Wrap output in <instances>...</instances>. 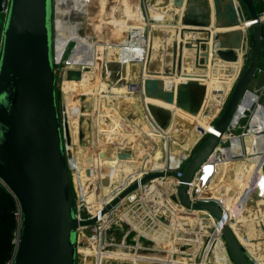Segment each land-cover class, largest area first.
Instances as JSON below:
<instances>
[{
	"label": "water",
	"instance_id": "obj_1",
	"mask_svg": "<svg viewBox=\"0 0 264 264\" xmlns=\"http://www.w3.org/2000/svg\"><path fill=\"white\" fill-rule=\"evenodd\" d=\"M252 19H260L254 0H242ZM201 25V24H200ZM252 55L237 81L216 128L225 131L261 61L262 21L252 26ZM223 45V42H222ZM220 58L237 61L234 48L218 49ZM82 70L69 69L79 80ZM65 133H70L65 125ZM220 137L209 134L186 161L179 176L178 194L188 207L212 212L223 220V209L210 201L192 202L187 193L195 172L217 146ZM146 174L141 183L163 175ZM168 174L177 175L174 171ZM0 178L18 198L23 214L22 235L14 264H76L79 221L65 152V138L57 102L54 55V0H11L0 55ZM138 187L134 182L109 206ZM222 233L235 264H256L233 227Z\"/></svg>",
	"mask_w": 264,
	"mask_h": 264
},
{
	"label": "built area",
	"instance_id": "obj_2",
	"mask_svg": "<svg viewBox=\"0 0 264 264\" xmlns=\"http://www.w3.org/2000/svg\"><path fill=\"white\" fill-rule=\"evenodd\" d=\"M0 1L2 11L7 16L11 0ZM144 18L146 20L144 27L138 25H130L129 27H127L126 33L128 35L125 37L126 39H123L124 41L120 40L118 42L120 48H128L131 51L129 56H123L122 59H118V63L120 66L122 65L126 68L128 64L131 65L134 63V61H139L140 63H142V73L140 79H129V83L126 86L127 92L129 94L142 93L145 82L148 78H151L147 74L152 45L151 34L153 31V25L156 24V22L162 21V19L159 20L157 18H151L147 16H144ZM259 20L263 22V17L261 15L260 19H252L250 17L245 20V27L241 34V43L238 46L243 55V63L240 67L238 75L236 76L237 78L240 76V72L243 70V67L246 65V63L250 61L252 55V45L250 40L251 30L252 26ZM72 39L76 42L79 37L78 35H75V37H71V40ZM215 45V48H213V54L216 56V58L220 57L218 55V49L230 48L222 46L221 39H217ZM234 50L236 51V49ZM71 58L72 56L67 59V63L69 65H66L64 63V59H66V56H61L60 59L55 58V73L57 74V80L59 78V73L63 77L62 100L64 102L66 100L65 97L67 96V92L65 90L66 88H64V86L67 81L71 80L68 78L69 67L73 68V66L80 64L85 65V61H79ZM184 76L185 77L182 78L181 82L192 80L191 78H188L187 75ZM202 79L203 80L201 81H207L208 76H202ZM211 88H213L212 93L214 94L222 93L220 88L216 86H212ZM230 92L231 91L229 90L227 95L225 97H222V99L218 98L219 101H223V103H225ZM66 108L59 112L62 128L64 131L65 152L68 168L70 171V181L75 198L76 217L79 221L94 219V222L91 224L79 225L77 260L78 256L81 254L86 259V261L89 258H93L95 264H107L108 262H110V260H114L115 262H117V264H121L125 261L129 262V264H139L141 261L146 262L153 260L148 253L144 252L145 250H156L165 253L166 256L162 261L170 264L176 262L179 259L178 256L180 254H189V256H192V254H194V249L192 251H188L187 247L195 246V252H197V254L201 258V261L197 262L198 264H219L218 261L221 260L233 262L226 242L223 238L222 229L224 223H228L232 226V221H237V217L236 215H234L235 213L233 207L238 205L244 197H247V194L251 187L250 181L252 176L246 177V173L248 171H251L252 175H256L264 164V160H261V158L256 159V156H254L252 157L253 160L249 161V170L247 172L241 173V171H238V169L236 168V166H238L236 162H238L239 160H246V156L248 153L245 145L246 137L250 135L256 138L264 136L263 46L261 61L257 67L256 73L252 78L249 86L245 90L227 129L224 132L217 129L215 126L217 121H212L210 123V129L205 130L201 135L200 138H202L206 134H215L220 137V141L195 172L194 177L189 183V187L187 190L189 198L193 203L210 201L218 204L223 209L222 221H218L212 212L205 209H194L193 207H188L180 200L178 194V188L180 185L179 176L183 174L184 165L191 156L190 151L176 168H172L171 166H169L170 164L167 166V168L165 164V167L162 170L147 167L146 169H142L141 171L137 172L135 175H133V177L129 178L125 187L119 193H115L113 197L108 198L105 195L102 197V201H100L101 199L95 201L90 198L91 194L96 190V180H98L99 178V176H97L98 171L94 165L82 166V164L77 160V155L73 153V147L70 146L68 142H66L65 124H69V122L66 121L69 115V110L68 107ZM150 125L151 128L155 127L154 123L151 121ZM233 140H238L241 143L242 146H237L238 150L233 146ZM70 151H72V155H70ZM259 154L261 156H264V152H261ZM159 170L164 171L165 173L174 171L177 174L170 176V178L173 179L170 184V191H166L165 188L163 189L164 184L162 183L161 176L151 178L147 182L141 183L142 178L146 174L150 172H157ZM83 171H86V174H88L87 179L84 178ZM225 175H227L228 180L231 179V181H229L230 183H228L232 184L230 187L229 185H227L226 191L223 190L222 183L223 176ZM134 182H138V187L126 195L125 198H128V201L126 202V211H124L132 218V220L122 217V221L128 223V228H126V230L124 231L122 238H116V236L112 234V231L115 228L114 225L118 222L119 213L122 212L125 208L121 209L122 205H119L122 203V200L116 205L112 206L110 209L107 208L112 203L116 194H120ZM0 183H2L10 191L17 202V208L15 210L17 227L12 240L14 249L12 255L5 263L14 264L18 245L20 243V238L22 235V208L16 195L9 189V187L1 178ZM234 184L236 187L235 190L233 188ZM233 190L236 191L235 200L232 198ZM173 198L183 207V211L180 214L185 217L193 216L195 220L194 223H196L198 227H190L189 225H185L186 227H184V225H182L180 228H174L172 226L173 221L171 218L172 215L174 214L173 216H175L176 213L173 207L174 205L172 204ZM140 202L143 204L146 203V207H142L140 205ZM229 209H231L232 215L229 214ZM132 210L137 212L132 214ZM144 214L149 215L150 217L149 220H144L145 222L143 221ZM136 217L140 218L136 220ZM204 217L212 218V223L215 222V233L208 232L206 235L205 233H196L198 230L202 231V228L211 229L213 224L207 223L210 221H208ZM154 221L155 224L159 223L158 221H163L164 227H159V229H161L159 230V239L165 242L164 247L159 246L157 248H154L150 245L142 243L143 239L152 240L153 237H151V235L140 232L139 226L141 225L139 222L144 223V226H146L144 228L145 231H149L150 233H152V226L154 225ZM156 233L157 232H155L154 235ZM132 234L134 235L133 238H131ZM216 235L221 238V243L216 241ZM172 237L173 239L171 240L170 238ZM244 239L246 240L247 237H244ZM241 243L246 247L247 251L250 252L249 248L244 244V242L241 241ZM111 247H113V249H111ZM111 252H113L114 254H110Z\"/></svg>",
	"mask_w": 264,
	"mask_h": 264
},
{
	"label": "rangeland",
	"instance_id": "obj_3",
	"mask_svg": "<svg viewBox=\"0 0 264 264\" xmlns=\"http://www.w3.org/2000/svg\"><path fill=\"white\" fill-rule=\"evenodd\" d=\"M104 1L106 2V9L107 8H111V10H112L113 7H114V10L116 12L119 11V8H117L116 5H118L121 1H118V2H116V0H104ZM145 1L146 0H141V3H144ZM176 1L177 0H175V3L177 4ZM166 2H169V1L164 0V3H161V4L160 3L159 4L156 3V4L160 5V7L165 6V5H169V3H166ZM229 2L232 3L231 6H229L230 10H232L233 7L236 6V10H237L236 17H238V21L237 22L235 21L234 23H232V21H231L229 24L228 23L215 22L216 25L219 26L217 28H227L229 25H231V26H238V25L242 26L244 24L243 23L244 20L248 19V17H247L248 16V14H247V12H248L247 11V6L245 5V3L242 0H229ZM54 3H55V5H54V44H55V46H54V55H55V58L60 59L61 56H62L61 51H62V48H63V47H61V45H62V43L65 45L71 39V36H72L71 33L73 32L72 29H74V27L76 25L74 23V20H75L74 17L75 18L78 17V20H80L78 22H81L83 17H81L79 14L75 13L74 11H72L73 9L70 6L75 4L74 0H68V2H67V0H54ZM109 4H111V5H109ZM62 5H65V8L62 7ZM67 5H69V7H67ZM133 7H132V9L135 10L136 9V5H133ZM146 8L147 7H145V9ZM145 11L143 10V15L141 13L142 21H140L138 24L137 23L136 24L132 23L133 20L131 21L128 18V16L126 17V15H124V14L115 16V18H113V20L114 19L116 20V17H120V19L122 18V19H124V21L127 22V25L128 24L129 25H138V26L144 27L145 23H146V20H145L144 16H147ZM238 11L241 13V16H239L240 14H239ZM237 13H238V15H237ZM61 14L64 15L66 20L62 21V20L59 19V16H61ZM112 17L110 18V23H113ZM165 19L166 18H164V20L161 21L162 22L161 24L164 25V26L159 25V27L157 28V30L159 32L157 34L158 35L160 34V37H158V38L155 37V38H157V41H160L159 42L160 45L162 44L160 47H162L163 49H161V48L160 49H161L162 53H164V56H163V58H160V59H164V61H162L163 63L161 62V64H159L160 63V60H159L160 50H158L157 48H154V47L152 48V46H151V53H150V56H149L150 67H148L147 70L149 71L148 76L151 77L150 81H151L152 84L151 85L149 84L148 86H147V84L145 85L146 92H147L145 95L148 96L147 97L148 98L147 105H148L149 108L147 107V105H145L146 96H143L144 95L143 93H140V94L139 93L138 94H129L127 92V89H126L127 87L126 86L129 83V79H128V81H122V85H124V89L126 91H121L120 93H116V92H119L118 87H120V86H119V83L116 84L117 83L116 82V78H115V75H114V73L112 71V70L115 69V67L119 66L118 59L115 58V55L110 54L108 57H106V59H105V70L101 71L102 78L104 80H107L106 81L107 84H105V85H107L108 89L106 90V88H104V91H102L99 94H97V95H99V98H100V99L98 98V101L93 96L89 97L87 94L81 95L82 98L80 100L78 111L76 112V115H75V113H73L72 107H71V105L69 103V94L72 93V92H70L65 97V99H66L65 102L62 100L63 99V95H62L63 77L59 73V78L57 80V102H58V108H59L60 112L66 107H68V110H69V115H68L66 121L69 122V124H67V125H69L68 127H69V130H70V133L68 135H66V142H68V144L70 146H71L72 143L76 145L77 153H75L74 151H73V153L75 155L78 154L81 158L83 157V154H84V148H90L93 151V152L91 151L93 153V156H90V163H88V164L87 163H85V164L83 163L84 165H86V166L87 165H90V166H92V165L95 166L96 165L97 166L99 164L98 161L100 160V157L98 156L99 155L98 151H100V150L101 151H106L104 149V147L105 148H107V147L109 148V145L112 147L113 143H117V147H115L116 145H114V148L116 150L115 151L116 156H119L118 158H116V160L119 161L116 165H119V163L122 162V166L124 168H126L125 169L126 171H127V167H129L128 166L129 164L133 165V166H135L137 164L140 165V169H138V171H136L134 174L133 173L129 174V175H131V177H133V175H135L137 172L141 171L142 169H146L147 167L150 166V164H151L150 160L153 158V156L156 153V151L158 152V150H161L162 151V157H164V153H166V151H165L166 145L165 144H168L169 151H172V153H175V151H177V149H179V148H184V146L186 147L188 145V140H187L188 139V137H187L188 132H186V131L185 132H180V131H177L176 128H174V129L171 128V123L173 122L174 116H173V112L171 110H169V113L167 112L165 103L170 102L172 97H173V99L176 97L175 99H176L178 107H180L181 109H185L186 111H188L189 113L193 114L194 116L199 115L198 112L201 111V109L204 108V111H203L204 115H206L207 117L210 116V115L213 116L212 117L213 119H211V121H210V119H208V122L204 118L203 121H206V123H208V124L211 123L212 121L216 122L217 119L222 114V112L224 111L225 106H226L228 100L231 97V94L233 92V89H234L237 81L242 76L243 72L245 71V69L248 66L250 61H248L246 63V65L243 67V70L240 72V76L238 78L236 77L234 79V81L232 82V84L233 83L234 84L231 87L232 90L230 89L231 92L228 95V99H227V101L225 103H223V101H219L218 98H213L212 100L208 99L207 96L212 94V92H213L212 89L213 88H211V90L210 89L207 90V85L203 84L204 82H207V81H197L196 82V81H193V80H188L189 82L188 81L181 82L182 81L181 80L178 83L177 80H175L176 79V74L173 72L174 70L172 69V67H174V65L172 64V63H174V55H172V53H169V52H176V53L178 51H179V53L181 52V55L179 53H177L178 57L181 56V58H180L181 59L180 66H179V63H178L177 67L179 66V68H181V69H184L186 67L184 65V62L182 61V57H183L182 55L184 53H189V52L192 53L191 56H188V58L190 60L193 59L192 61H194V62H196L198 64V68L199 69L196 72V74H202L203 76H206L208 74V68H209V72L211 71V73H212L211 76H213V78L217 79V81L219 79H221L219 81V83H218L219 86H220V89H226L227 84H228V87H229L228 75H225V73H223L224 71L221 72L220 74H218V68L221 67V66H224L225 62H227V61L222 59V58H220V57L216 58V56L213 54V48H215V47L211 43L210 44L204 43L206 45L203 44V46H202L201 43L203 41L195 38L193 35H190L185 40H182L181 43H180L182 45V46L180 45L181 46V51H180L179 48L176 51L177 48H175V41L177 40V38H176V34L174 33V30L175 29L177 30V27H176L177 25H174V22H177V21L173 20L171 22V25L173 27L172 26L170 27V26L166 25V20ZM156 23H159V22H156ZM82 24H83V21H82ZM186 26L192 27V26H197V25L187 24ZM102 27L103 26H101V28ZM198 30L202 31L203 29L198 28ZM238 30H239L240 35H241V32H243V28H238V29L235 30V32L234 31L232 32V33H234V36L236 35ZM84 31H85V28L82 29L81 33H83ZM188 31H192V30L188 29L187 32ZM163 32H165V33H163ZM212 33L214 35V32H212ZM251 33H252V30H251ZM77 35L79 37V40H77L76 42H78V43H80L81 41L84 42V40H85L84 35L83 34H77ZM240 35H238V36L241 38ZM116 36L118 37V39H117ZM119 36H120L119 34H116L114 37H110V39H109L110 42H108L107 44H112L114 40L119 42L120 40L124 41L123 39H126L125 37L121 38ZM155 36H157V35H155ZM220 36H222V34ZM237 39L238 38H235L234 41H229V42L230 43H234V42L237 43V41H238ZM192 40L194 42H192ZM214 40L217 41L216 35H215V38L212 39V41H214ZM225 40L224 39L222 40V42H223L222 46L226 47V46L229 45L228 44L229 42H227V40L226 41ZM154 41H156V40H154ZM176 43H177V41H176ZM2 44H3V37L0 39V55H1V50H2ZM99 46H102V45H97L96 46V50L99 49ZM204 46H205V48H204ZM194 49H196V51H194ZM92 53H90L88 55L85 54L84 58H86L87 63L88 62L90 63V59L93 58L94 55ZM94 53H95V51H94ZM166 53H168V55H166ZM177 55H176V58H177ZM70 56H71L70 54H67L66 59H64L65 60L64 63L66 65L68 64L67 63V59H69ZM88 58H90V59H88ZM166 60H167V66H166ZM238 62L239 61H237V62L230 61L229 63H238ZM87 63L85 65H83V64L82 65L81 64L80 65H75V66H73V68L69 67V69H76V70H82L83 71V68L86 67V66L87 67H96V65L95 66L94 65H89ZM167 67H169V69H167ZM189 67L190 66L188 65V67H186V68H189ZM174 68H176V67H174ZM170 69L172 71H170ZM132 70H133V66H132ZM228 70L230 71V69H228ZM91 71H92V75L96 76V70L95 69H91ZM129 72L131 73V71H129ZM232 72H234V71H232ZM183 73L185 75H187L189 73V69L185 70ZM167 75H169L171 77V79L173 80V82H174L172 84V86H169V87L166 86L165 81L163 79V77H166ZM131 76H132L131 77L132 80H138L139 77H140L139 73L136 72V74H135L134 71H132ZM148 81H149V78L147 79L146 83ZM101 83H103V82H101ZM64 88H65V86H64ZM65 90L67 92V89H65ZM150 91H153V92H151V95H152V98H154V101H164V106L163 107L160 106L157 103L154 104V103L150 102L151 101V97H149L150 96V93H149ZM207 91H208V95L205 97V95L207 94ZM116 94H119L120 96H123V98H125V96L128 95V97L130 96L129 98H131V99H129V101L132 100V102L135 99V101H136V102H134L135 106L132 107L131 109H130V107H128L127 110L125 109V110H119L118 111V109L116 108L117 101H109L111 103V107H107L109 109L107 111L106 110L107 108H105L106 107V103H105L106 96H108V97L110 95L116 96ZM166 95L169 96L168 98H170V99H168ZM164 96H166V97H164ZM127 98H125V99H127ZM165 101H167V102H165ZM137 103H138L139 107L136 106ZM95 104L98 106L97 107L98 109L95 108ZM87 114H89V115H87ZM147 114H149L150 118L148 117ZM77 115H78V123L76 124L75 131L73 132L72 128H71V124H72L73 120L76 118ZM204 115L202 113L201 117H204ZM151 116H153V117H151ZM214 116H215V118H214ZM201 117H199V118H201ZM110 119L112 120V122H114V125L112 124ZM102 120H104V122H105L103 126L101 124ZM150 120H151V122L154 123V126H155L154 128H151V125L149 124ZM165 120H166V122H165ZM125 122H127L128 125ZM121 123L125 124L127 126L122 125ZM109 124L110 125L112 124V126H110ZM192 125H194L193 121H191V120L188 121V127H193ZM112 127H113V129H111ZM110 129L112 131H114V132L110 131ZM128 130H129V132L131 134L128 132ZM200 130H201V133L199 134V138H198L197 142L191 148L190 154H192L199 147H201L203 145V143L205 142L206 138L208 137V135L206 134L202 138H200L201 135L203 134L202 127H200ZM125 132H126V134H125ZM179 135H181V136H179ZM106 142H109L108 146L107 145H103ZM141 144H145V145H141ZM133 146L137 147L138 149H141L142 146H143V151L144 152H142V151L138 152V149L134 150ZM144 148H145V150H144ZM95 152H97L98 155ZM102 153L104 154V152H102ZM141 153L143 154V156L141 155ZM125 154H128V156H131V157L123 158V156H126ZM70 155H72V151H70ZM141 156H142V158H141ZM80 157H78V158H80ZM138 157L140 158L141 163H137L138 162L137 161ZM165 158H166V154H165ZM122 159H127V160H122ZM101 160H102L103 164L100 167L98 166L99 167L98 168L99 169V172H98L99 173L98 174L99 178H98V180H96V190L94 191V196L93 195L90 196V198H92L95 201L101 199L105 195L108 198L113 197V195H115L113 192L111 193V191H110V189L112 187L108 188L109 189L108 193L110 191V193L108 195L107 193H104L102 191V189H100V187L98 185V184L102 185L103 183H109L110 182V177H109L110 175H109L108 172H107L108 175H105V173L103 175L101 174L102 168L103 167L106 168V166L109 167V163L106 164L104 162L103 158ZM155 166H157V165L155 164ZM106 169L108 170V168H106ZM133 171H134V169H133ZM83 174H84V172H83ZM259 174H260V176L264 177V168L260 169V173ZM118 175H120V174H118ZM83 176H84L85 179H87L85 174ZM160 176L162 177L161 178L162 179V183L164 184L163 189L165 188L166 191H170L169 190V188L171 187L170 184L173 181V179L170 178V176H173V174H168L166 172V173H164L163 175H160ZM121 182H117V183L120 184ZM94 189H95V187H94ZM165 190H163V191H165ZM120 194H116V196L113 199V201ZM107 197H105V198H107ZM241 202H242V200L239 202L238 205L233 207V210H234V213H235L234 215H236L237 220L240 217L239 214L241 212V207H242V203ZM145 204L146 203L143 204V203L140 202V205L142 207H146ZM172 204L174 205L173 207H174V209L176 211L175 216H173L174 215L173 214L172 218H171L172 221H173L172 222V226L174 228L175 227L180 228L182 225H184V227H186L185 225H189L190 227H198L196 225V223H194L195 220H194L193 216L192 217L191 216L190 217H185V216H182V214H180L183 211V207L174 198L172 200ZM126 206H127V203H123L122 206H121V209L125 208ZM147 207H148V205H147ZM16 208H17V202H16ZM124 211H126V208L123 209L122 212H124ZM122 212L119 213L118 222L114 225L115 228L112 231V234L115 235L116 238H118V237L122 238V236L124 234V231L126 230V228H128V223H126L125 221H122V217L129 218V219L132 220V218L128 214H126V212H124V213H122ZM136 212L137 211L132 210V214H134ZM263 215H264L263 212H259V213H257L256 217H257L258 221L260 222V224L262 225V228L264 230V216ZM139 218L140 217H136V220L139 219ZM149 219H150L149 215L144 214L143 221L144 220H149ZM209 221L210 222H207V223L213 224L211 229L202 228V231L198 230L196 233H198V234L205 233V235L208 232L215 233L216 232V229L214 228L215 227V222L212 223V221H213L212 219H209ZM158 222L161 223L160 221H158ZM232 222H234V221H232ZM139 223L141 225V226H139L141 233L152 235V233H150L149 231H145L144 230V228L146 226H144L143 222H142L143 225H142L141 222H139ZM263 235L264 234H262L261 236H257V235L253 236V238H254L253 243H254V241L255 242L264 241ZM133 236L134 235L132 234L131 238H133ZM223 238H224V236H223ZM170 239L172 240L173 237L170 238ZM215 239H217L216 241H218L217 237ZM218 242H220V240ZM111 249H113V247H111ZM111 254H114V253L111 252ZM195 254L198 255L197 252H195ZM86 263L95 264V261H94L93 258H89L86 261V259L80 254L78 256L77 264H86ZM107 264H117V262H115L114 260H110V262H108Z\"/></svg>",
	"mask_w": 264,
	"mask_h": 264
},
{
	"label": "crops",
	"instance_id": "obj_4",
	"mask_svg": "<svg viewBox=\"0 0 264 264\" xmlns=\"http://www.w3.org/2000/svg\"><path fill=\"white\" fill-rule=\"evenodd\" d=\"M77 1L78 0H74L75 4L70 6V7L73 9L72 11H74L75 13H77L81 17H83V19H82L83 24H82V21L78 22V21H80V20H78V17H76V18L74 17V19H75L74 23L76 25H75L74 29H72L73 32L71 33V35L73 37H75V35H77V34H83L84 38H85L84 42L83 41H81L80 43L76 42V44L78 46H82L83 44H89L90 47H93V48H95L97 45H102V46H99V47H107V46L119 47L118 41L114 40L113 43L110 44V45H107V43L110 42L109 41L110 37H114L116 34H119L120 35L119 37H121V38L122 37H126L128 35L126 33L127 32V27H129L130 25L129 24L127 25V22L124 21V19H122V18L120 19V17H116V20L115 19L113 20V18H115V16H117V15L124 14V15H126V17L128 16V18L131 21L133 20L132 23H135V24L137 23L138 24L140 22L139 16H140L141 9H143L144 11L146 10L145 13L147 14V17H150V15H151V10L147 6L146 1L144 3H141V0H117V2L121 1L118 4V7H117V8H119V11H118L119 13L114 10L113 13L111 15H109L105 19L104 18H98V19L97 18L96 19L93 18V19L87 20V18L80 13L79 5H78ZM150 1H149V3H150ZM166 1H169V2H166V3H169V5L162 6V7H160V9H161V12L166 11V14H168V16H166V19H165L166 20V24L171 25V22L173 20L177 21V22H174V25H177L176 26L177 30L176 29L174 30L175 34H176V32L178 33L177 38L179 36H180V39H182V40H185L186 37L188 38L187 33H186L188 29L192 30L193 33L191 35L194 34L193 36L196 38V35H197L196 32L198 31V27H200L201 29L206 30L207 33H209L210 31H213L214 34L216 33V31H225V30H227L225 32V34L228 35V36H225V38H222V39H224V40L226 39L229 42L230 40L234 41L235 38H238L237 39L238 41H237V43H235V42L234 43H230L229 42L228 43L229 45L226 46V47L236 48L237 46L240 45L241 38L239 36H237V35L234 36V33H232L233 31L230 32L228 30L238 29V28H241V27L245 26V22H246L245 20H244V22H243L244 24L242 26H240V25H238V26L229 25L227 28H217L219 26H217L216 23H215V22H220V23H228L229 24L231 21H232V23H234L235 21L237 22L238 21V17H236V12H237L236 6H234L232 10H230V7H228V9L226 11H220L217 3L211 2V5L209 6L208 10L206 9V14L203 15L204 13L198 11V9L196 8V6H197L196 5V1H198V0H177L176 1L177 4L175 3V0H166ZM214 1H218L219 5H220V8L225 10L222 6H223V2H225L226 0H214ZM254 1H255V4L257 6V9H258L260 15L263 17L262 24H263V31H264V0H254ZM67 2H68V0H67ZM228 2H229V0H228ZM161 3H164V1H162ZM198 4H200V3H198ZM231 4L232 3H230L229 6H231ZM133 5H136V9L137 10L136 9L135 10L132 9ZM62 7L65 8V5H62ZM67 7H69V5H67ZM145 7H147V8L145 9ZM247 11H248V9H247ZM247 14H248L247 17L250 18L249 12H247ZM237 15H238V13H237ZM239 16H241V14ZM111 17H112L113 23H110V18ZM59 19L62 20V21L66 20V18L64 17L63 14H61V16H59ZM5 22H6V14L3 13V11H2L1 1H0V39L3 37V31H4ZM187 24L197 25V26L188 27V26H186ZM107 25L112 26L113 29L108 31L107 34H106L105 26H107ZM101 26H103V27L101 28ZM204 26H206V27H204ZM83 28H85V31L83 33H81ZM163 33H165V32H163ZM231 33H232V35H231ZM221 37L222 36H220V34H219V35L216 36V39H221ZM94 38H95V40H94ZM117 39H118V37H117ZM70 41H71V39L65 45L62 43V45H61V47H63L62 51H61L62 56L65 57V56H67V54H70L72 56L71 59H75V60H79V61H85V64H86V58H84V56H85V54L86 55L90 54V52H86V51L83 52V51L79 50L76 53H69L68 52V46H69ZM155 45L156 46L160 45V43L157 42V43H155ZM54 46H55V44H54ZM263 47H264V40H263ZM204 48H205V46H204ZM194 50L196 51V49H194ZM127 55L129 56L130 54L129 53H127V54L123 53V55H121V57L123 58V56H127ZM159 56H160L159 57V60H160L159 64H161V62L164 61V59H160V58H163V56H164V53H162L161 50H160V55ZM104 57H105V53H102L99 58H100V60H103ZM166 63H167V60H166ZM226 63H228V62H225V64ZM225 64H224V66L218 68V74H220L221 72L224 71L223 73H225V75H228L229 87H228V84H227L226 89H220L222 91V93H218L217 95L212 93L211 95L207 96L208 94H206L205 97L207 96L208 99H211V100L213 98L222 99V97H224L227 94V92L229 91V89H230V87L232 85V82H233V80H234V78H235V76L237 74V71H234V72L226 71ZM136 65H137V67H136V69H137L138 65H140L139 63L138 64L133 63V64L130 65L131 67L133 66V70L132 69L131 70L134 71V73H135V66ZM148 67H150L149 62H148ZM176 67H177V62H176ZM94 69L97 70V75L99 77V79H97V80H99V81H97V83H95V86L92 89L88 90V91H90V97L93 96L98 101L99 95H97V94H99L100 92L104 91V88H106V90H107L108 87H107V85H105V84H107L106 83L107 80H104L102 78V76H101V71L105 70V68L101 67L100 63H98L97 64V69L96 68H94ZM132 71H131V74H132ZM137 72H138V70H137ZM141 73H142V66H141V68L139 70V76H141ZM131 74H130V78L129 79H131V77H132ZM178 77H177V79H178ZM190 77H192V74H190ZM211 78L213 79L212 83L214 82L213 86H216V87L220 88V86L218 84L219 82H217L216 79L213 78V76H211ZM150 79L151 78H149V81L146 83L147 86L149 84L150 85L152 84ZM163 79L165 81V84H167V77H163ZM199 79H200V81L203 80L202 77L201 78H197L196 80H199ZM101 82H103V83H101ZM208 83H209V78H208L207 82H204L203 84H208ZM144 88H146L145 84H144ZM151 92H153V91L149 92L150 93L149 97H151V101L150 102L151 103H155V104L157 103V104H159L160 106L163 107L164 106V101H154V98H152ZM143 93H145V90L143 91ZM145 94L143 96H146ZM129 99L130 98L128 97L124 101V104L127 107H131L132 106L129 103ZM80 100L81 99L73 100L71 98V104L70 105H71L72 111H73V113H75V115H76V112L78 111ZM147 103L148 102H147V100L145 98V105H147ZM136 106L139 107L138 103L136 104ZM147 107H148V105H147ZM203 111H204V108L201 109V111L198 112L199 113L198 116L186 115L184 117H181V118L177 119V121L175 123L176 130L177 129H183L184 132L185 131L186 132H190L191 131L193 133V135H192V137L191 136H187L188 137V139H187L188 140V145L186 147L184 146V148H179V149H177V151H175L174 155L176 156V158L172 161V166L177 165V163L180 160L182 161V159L184 157V154L187 151L191 150L193 145L197 142L198 136L196 137V135L201 133L200 127H202V126L199 123L194 124L195 126L192 125L193 127H188V121H190L193 118H196L197 121L202 123L205 127H206V125H210V123L208 124V123H206V121H203L204 118H205V120H207V122H208V117H209V116L207 117L206 115H204ZM202 113H203L204 117H201ZM147 115L149 117V114H147ZM151 117H153V116H151ZM199 117H201V118H199ZM76 118L73 120V122L71 124V128H72L73 132L75 131L76 124L78 123V115L76 116ZM111 122H112V120H111ZM104 123H105L104 120H102V122H101L102 126L104 125ZM112 124L114 125V122H112ZM112 124L111 125L109 124V125L112 126ZM149 124H150V122H149ZM111 129H113V127ZM111 129H110V131H112ZM204 131L205 130H203V132ZM112 132H114V131H112ZM108 143L109 142H106L103 145H107L108 146ZM232 143H233V146L238 150L237 146L240 147L241 143L238 140H233ZM112 145H113L112 147L109 145V148L107 147L108 149L104 147V149L106 151H101V150L98 151L99 155H98L97 152H95L100 157V160L98 161L99 164L97 165V168H99L103 164L102 160H101L102 158H103V160H104V162L106 164L109 163V167L106 166V168H108V170L103 167L102 171H101V174L103 172L105 173V175H108V173H109V175L114 173V166L117 163L116 153H115L116 150L114 148V145H116L115 147H117V143H113ZM245 145H246V148H247V151H248L247 156H246V160H244V161L239 160L238 162H236V164L238 166L235 165L236 168L238 169V171H241V173L247 172L249 170L248 169L249 161L253 160L252 157L256 156V159H260L261 158V160H264V156H261L259 154L261 152H264V136H260V137H257V138L253 137L251 135L247 136L246 140H245ZM133 149L137 150L138 148L133 146ZM139 150L140 149H138V152H139ZM91 151H92V149H90V148H84L83 157L81 158L79 156L80 157L79 159H81V160L83 159L82 160L83 161L82 164L83 163L84 164L85 163H87V164L90 163V156H93V153H92L93 151L92 152ZM102 152H104V154ZM156 153H157V151H156ZM251 155H253V156H251ZM131 167H132V169H136L137 166L131 165ZM262 168H264V164H263ZM98 172H99V169H98ZM259 173H260V171L256 175H252L251 171L250 172L248 171L246 173V177L252 176L251 177V181H250L251 187L249 189L247 197L243 198L242 202H241L242 203V207H241V212L239 214L240 215L239 230L237 231L236 235L240 239L244 235L249 237L250 241L247 244V246H249V251L251 253L252 259L257 264H264V245H263L264 241H262V242H259V241L255 242L254 241V243H253V240H254L253 236H255V235L261 236L262 234H264V230L262 228V225L260 224V222L258 221V219L256 217L257 213H259V212H263V214H264V177L260 176ZM227 180H228L227 175L223 176L222 183H223V190H225V191H226L227 185H229V187L232 185V184H229L230 183L229 181H231V179L228 180V181ZM98 185H99V187L101 186L100 184H98ZM111 187H112V185H109V186L106 187L107 193H108V190H109L108 188H111ZM233 188H234V190L236 189L235 184L233 185ZM101 189H102V186H101ZM234 190H233L232 198L235 200L236 191H234ZM100 201H102V200H100ZM127 201H128V199L125 198L122 201V203L119 204V205H122L123 203H126ZM228 211H229V214L232 215L231 209H229ZM162 218H163V216H162ZM204 218H206V217H204ZM206 219L209 221V218H206ZM159 227H162V228L164 227L163 221L161 222V224L160 223L155 224V221H154V225L152 226V235H151V237H153L152 238L153 241L152 240H144L143 239L142 243L150 245V246H152L154 248H157L159 246H163L164 247L165 246V242L163 240L159 239V230H161V229H159ZM155 232H157V233L154 235ZM263 237H264V235H263ZM195 248H196L195 246L194 247H192V246L191 247H187L188 251H192L194 249V254H192V256H189V254H187V255L180 254L178 256L179 259L176 262L170 263V264H198L197 262L201 261V258H200L199 255L195 254ZM144 252L148 253L152 257L153 260L146 261V262L141 261L139 264H169V263H165V262L162 261L165 258V256H166V254L163 253V252L156 251V250H145ZM231 258H232V256H231ZM218 262H219V264H235L234 261L233 262L232 261H228L227 262L226 260H221V261H218ZM121 264H129V262L125 261V262H122Z\"/></svg>",
	"mask_w": 264,
	"mask_h": 264
},
{
	"label": "bare ground",
	"instance_id": "obj_5",
	"mask_svg": "<svg viewBox=\"0 0 264 264\" xmlns=\"http://www.w3.org/2000/svg\"><path fill=\"white\" fill-rule=\"evenodd\" d=\"M149 1L150 0H146V4H147V6L149 7V9L151 10V15H150V17H152V18H157V19H164V18H166V16H168V14H166V11H164V12H161V9H160V5H157V4H159V3H161L162 1H164V0H151L150 1V3H149ZM116 2H117V0H116ZM211 2H215V3H217V5H218V7H219V10L220 11H226L227 9H228V7H229V5H230V2H228V0H226L225 2H223V8L225 9V10H223L222 8H220V5H219V2L218 1H214V0H198V1H196V8L198 9V11H200V12H202V13H204L203 15H205L206 14V9L208 10V8H209V6L211 5ZM77 3H78V5H79V11H80V13L82 14V15H84L86 18H87V20H90V19H93V18H107L109 15H111L112 13H113V11H114V7H113V9L111 10V8H107L106 9V2L104 1V0H78L77 1ZM114 3V2H113ZM157 3V4H156ZM198 3H200V4H198ZM115 4V3H114ZM109 5H111V4H109ZM117 7H118V5H116ZM166 6V5H165ZM143 8V7H142ZM108 11V12H107ZM208 12V11H207ZM141 13H142V15H143V9H141V12H140V16H139V19H140V21H142V15H141ZM239 14H241L240 12H239ZM175 18V17H174ZM172 21V20H171ZM162 22L160 21L159 23H156V24H154L153 25V31H152V34H151V37H152V48L154 47V48H157L158 50H161L162 49V47H160L161 45H155V43H157V42H160V41H157V38L158 37H160V34L158 35L157 33H159L158 32V30H157V28L159 27V25H162L161 24ZM167 26H172V25H168V24H166ZM165 25V26H166ZM156 26V27H155ZM162 26H164V25H162ZM173 27V26H172ZM181 27V26H180ZM204 27H206V26H204ZM209 27V26H208ZM244 27L245 26H243V27H241V28H243L244 29ZM198 28H200V27H198ZM113 29V27L112 26H110V25H107V26H105V32H106V34H107V32L108 31H110V30H112ZM201 29V28H200ZM235 30L236 29H232V30H228V31H234L235 32ZM225 31H227V30H225ZM225 31H216V33L213 35V31H211V32H209V33H207L206 32V30H202V31H197L196 33H197V35H196V38L197 39H199V40H201V41H203L201 44H202V46H203V44L204 43H207V44H212L214 47L216 46L215 45V40L214 41H212V39L213 38H215V35L217 36V35H219V33H220V35L222 34V37H221V41L223 40L222 38H225V36H228V35H226L225 34ZM187 33V36H190L193 32L192 31H188V32H186ZM241 34H242V32H241ZM155 35H157V36H155ZM194 35V34H193ZM231 35H232V33H231ZM236 35L238 36V35H240V33H239V31H237V33H236ZM177 36H178V33L176 32V38H177ZM236 36V37H237ZM241 36V35H240ZM155 37H157V38H155ZM155 38V39H154ZM187 38V37H186ZM228 38V37H227ZM195 39V38H194ZM94 40H95V38H94ZM154 40H156V41H154ZM176 41H177V43H176ZM175 41V48H177L176 49V51L178 50V48L180 49V51H181V41H182V39H180V36L177 38V40ZM226 41V40H225ZM231 41V40H230ZM192 42H194L193 40H192ZM228 42V41H227ZM183 44V43H182ZM195 44V43H194ZM181 45V46H180ZM198 45V44H197ZM205 45V44H204ZM234 45V44H233ZM236 45V44H235ZM238 45V44H237ZM238 47V46H237ZM68 52L69 53H76L77 51H86V52H90V53H92L94 56H93V58H88V59H90V63L88 62L87 63V61H86V63L87 64H89V65H96V67H85V68H83V74H84V77L82 78V79H79V80H69V81H67L66 83H65V88L67 89V95L70 93V92H72V93H70L69 94V103L71 104V98L72 99H81L82 97H81V95H83V94H87L89 97H90V91H88V90H90V89H92L94 86H95V83H97V81H99V80H97V79H99V77H98V75H97V70H96V76H94V75H92V71H91V69H94V68H96L97 69V64L98 63H100V66L101 67H104L105 68V59H106V57H108L110 54H112V55H115V58L116 59H122V57H121V55H123V53H125V54H127V53H131V51H130V49H128V48H124V49H122V48H120V47H113V46H107V47H99V49L98 50H96V47L95 48H93V47H90V45L89 44H83L82 46H78L77 44H76V42L72 39L71 41H70V43H69V46H68ZM161 48V49H160ZM235 49H237L236 51L238 52V55H239V59L237 60V61H239L238 63H229L230 61H227L228 63H226L225 64V69H226V71H229L228 69H230V71L232 70V71H237V74H238V72H239V70H240V67H241V65H242V63H243V55H242V53H241V50H240V48L238 47V48H235ZM154 50V49H153ZM92 51V52H91ZM94 51H95V53H94ZM99 51V52H98ZM195 51V50H194ZM201 51V50H200ZM151 52V51H150ZM211 52V51H210ZM102 53H105V57L103 58V60H100V55L102 54ZM169 53H172V55H174V63H172L173 65H174V67H176V62H177V65H178V63H179V66H180V62H181V56H179L178 57V55H177V53H179V51L176 53V52H169ZM212 53V52H211ZM167 55H168V53H166ZM180 55H181V52L179 53ZM191 54L192 53H184L182 56V61L184 62V65L186 66V67H188V65L190 66L189 68H184V69H181V68H179V66L178 67H176V68H174V67H172V69L174 70L173 72L176 74V79L175 80H177V82L179 83V81H181L182 80V78L183 77H185V76H183V75H185L183 72L185 71V70H187V69H189V73L187 74V76H188V78H191L193 81H200V80H196L197 78H201L203 75L202 74H196V72L198 71V64L196 63V62H194V61H192V60H190L189 58H188V56L190 55L191 56ZM176 55H177V58H176ZM213 55V54H212ZM211 55V56H212ZM95 61V62H94ZM237 61H232V62H237ZM97 62V63H96ZM205 62V61H204ZM95 63V64H94ZM134 63H136V64H140V65H138V68L136 69V67H137V65L135 66V74H136V72H137V70H138V73H139V70H140V68H141V65H142V63H140L139 61H134ZM169 63V62H168ZM167 64V63H166ZM218 65V64H217ZM167 66V65H166ZM169 66V65H168ZM222 67V66H221ZM91 68V69H90ZM132 69V67L130 66V64H128V66H126V68H124L122 65L120 66H117V67H115V69L114 70H112L113 71V73H114V75H115V78H116V84H118L119 83V86L120 87H118V90H119V92H116V93H120L121 91H126L125 89H124V85H122V81H128V79L130 78V72L129 71H132L131 69ZM117 69V70H116ZM167 69H169V67H167ZM170 71H172L171 69H170ZM191 72V73H190ZM193 72V73H192ZM149 73V71L147 70V74ZM190 74H192V77H189L190 76ZM211 71L209 72V68H208V74H207V76H208V78H209V83L208 84H205V85H207V90L208 89H210L211 90V87L214 85V84H212V78H211ZM237 74H236V76H237ZM181 75V76H180ZM102 76V75H101ZM169 75H167L166 77H167V84H166V86L167 87H169V86H172V84L174 83L173 82V80L171 79V77L169 76ZM177 76H179L178 77V79H177ZM236 76H235V78H236ZM174 77V76H173ZM234 78V79H235ZM101 79V78H100ZM139 79H140V77H139ZM138 79V80H139ZM221 79H219L218 81H217V79H216V81L217 82H219ZM234 81V80H233ZM189 82V81H188ZM100 83V82H99ZM115 84V85H116ZM170 84V85H169ZM145 85H146V82H145ZM177 85V84H176ZM178 86V85H177ZM232 86V85H231ZM180 87V86H179ZM171 88V87H170ZM231 88V87H230ZM198 89V88H197ZM196 89V90H197ZM145 90V93H147L146 92V88H144L143 87V91ZM199 90V89H198ZM230 90V89H229ZM229 92V91H228ZM227 92V93H228ZM143 93V92H142ZM145 93H143V94H145ZM134 94H138V93H134ZM140 94V93H139ZM172 94V93H171ZM207 94H208V91H207ZM218 93H216L215 95H217ZM168 95V94H167ZM166 95V96H167ZM173 95V94H172ZM227 95V94H226ZM225 95V96H226ZM87 96V97H88ZM166 96H164V97H166ZM224 96V97H225ZM88 97V98H89ZM108 97V96H107ZM106 97V100H105V103H106V107L105 108H107V107H111V103L109 102V101H117V103H116V108L118 109V111L119 110H127V106L124 104V101H125V98H127L128 97V95L127 96H125V98H123V96H120L119 94H116V96H114V95H110L108 98ZM130 97V96H129ZM148 96L146 95V100H147V102H148V98H147ZM169 96H167V98H168ZM171 97V96H170ZM176 98V97H175ZM173 99V97H172V99H171V101L170 102H167V101H165V102H167V103H165L166 104V110H167V112L169 113V110H171L172 112H173V116H174V119H173V122L171 123V128L172 129H174L175 128V123H176V121H177V119L178 118H181V117H184V116H186V115H193V114H191V113H189L188 111H186L185 109H181L180 107H178L177 106V102H176V99ZM131 99V98H130ZM168 99H170V98H168ZM134 102H136L135 101V99H134V101L132 102V101H129V103H130V105H132L131 107H130V109L134 106ZM100 103V102H99ZM104 103V104H105ZM155 104V103H154ZM98 106L95 104V108H97ZM114 107V106H113ZM100 108V107H99ZM98 109V108H97ZM112 109V108H111ZM92 110V109H91ZM107 111L109 110L108 108L106 109ZM113 110V109H112ZM104 111V110H103ZM100 112V111H99ZM110 112V111H109ZM123 112V111H122ZM84 113V112H83ZM86 114V113H85ZM87 115H89V114H87ZM94 115V114H93ZM169 115V114H168ZM196 115V114H195ZM114 116V115H113ZM172 116V115H171ZM198 116V115H197ZM93 117V116H92ZM117 118V117H116ZM126 118V117H125ZM211 115L209 116V118L208 119H210V121H211ZM88 121V120H87ZM95 121V120H94ZM122 121V120H121ZM191 121H193V123L194 124H197V123H199L201 126H202V129L203 130H208V129H210V127H211V124L210 125H206V127L202 124V123H200L199 121H197V119L196 118H193V119H191ZM196 123H195V122ZM150 122V121H149ZM165 122H166V120H165ZM169 122V121H168ZM126 124H127V122H125ZM120 124V123H119ZM122 124V123H121ZM98 125V124H97ZM122 125H125V124H122ZM128 125V124H127ZM127 125H125V126H127ZM167 125V124H166ZM128 128V127H127ZM168 128V127H167ZM122 129V128H121ZM135 129V128H134ZM134 131V130H133ZM177 131H180V132H184V130L183 129H177ZM99 132V131H98ZM124 132V131H123ZM128 132H129V130H128ZM135 132V131H134ZM130 133V132H129ZM138 133V132H137ZM125 134H126V132H125ZM131 134V133H130ZM120 135V134H119ZM188 135L189 136H191L192 137V135H193V133L190 131V132H188ZM187 135V136H188ZM124 136V135H123ZM128 136V135H127ZM179 136H181V135H179ZM198 136V138H199V134H197L196 135V137ZM197 139V138H196ZM119 142V141H118ZM142 145H145V144H142ZM166 145V153H164V157H162V151L161 150H158V152L156 153V154H154V156H153V158L150 160L151 162V164H150V166H149V168H152V169H164V167H165V164H166V168H167V166L169 165V166H171L172 168H176L180 163H181V160L177 163V165H175V166H172V161L176 158V156L174 155V153H172V151H169V146H168V144H165ZM71 146L73 147V151L75 152V153H77V151H76V145L75 144H71ZM126 146V145H125ZM128 146V145H127ZM147 149V148H146ZM144 150H145V148H144ZM140 151H142V152H144L143 151V146H142V148L139 150V152ZM148 151V150H147ZM190 151V150H189ZM189 151H187L185 154H184V157L188 154V152ZM136 153V152H135ZM123 154V153H122ZM161 154V155H160ZM165 154H166V158H165ZM77 155V160L82 164V162L83 161H81V159H79L78 157H79V155L78 154H76ZM126 156H123V158H126V157H131V156H128V154H125ZM140 155V154H139ZM141 155L143 156V154L141 153ZM142 156H141V158H142ZM156 156V157H155ZM159 156V157H158ZM119 156H116V158H118ZM183 157V158H184ZM139 158V157H138ZM137 158V163H141V160H140V158L138 159ZM122 160H127V159H122ZM121 160V161H122ZM133 160V159H132ZM119 161L117 160V163H118ZM126 162V161H125ZM130 162V161H129ZM116 163V164H117ZM121 164V165H120ZM155 164L157 165V166H155ZM82 166H86V165H84V164H82ZM129 167H127V171L125 170L126 168H124L123 166H122V162H120L119 163V165H115L114 166V173L113 174H111L109 177H110V182L109 183H103L101 186H102V191L104 192V193H107V189H106V187L107 186H109V185H112V188L110 189V191H111V193L113 192L114 194L115 193H119L124 187H125V185H126V183H127V181L129 180V178L131 177V175H129V174H131V173H135L136 171H138V169H140V165L139 164H137V165H135V166H137L136 167V169H134V171H133V169H132V167H131V165L129 164L128 165ZM95 168L97 169V171H98V168H97V166L95 165ZM122 168V169H121ZM122 171V172H121ZM133 171V172H132ZM84 172V174H85V176L87 177L88 176V174H86V171H83ZM98 173V172H97ZM127 173V174H126ZM83 174V175H84ZM99 174V173H98ZM104 174V172L102 173V175ZM118 174H120V175H118ZM128 175V176H127ZM98 176V175H97ZM115 176V177H114ZM118 180V181H117ZM123 181L122 183H120V184H117V182H120V181ZM101 186H100V189H101ZM101 191V192H102ZM110 191H109V193H110ZM136 192H138V191H136ZM103 193V194H104ZM109 193H107L108 195H109ZM99 194V193H98ZM94 196V193H92L91 194V196ZM100 197V196H99ZM125 199V197L122 199V201ZM128 199V198H127ZM101 200H102V198H101ZM240 216V215H239ZM264 216V215H263ZM209 219H212V218H209ZM239 221H240V217H239V219L236 221V222H233L232 223V227H233V229H234V231H235V233L237 234V231L239 230ZM244 237H247V239L245 240L244 239ZM217 238H218V241L220 240V243L222 242V240H221V238L219 237V236H217ZM241 241H243L244 242V244L247 246V244L249 243V237L248 236H242L241 237V239H240ZM248 248H249V246H247ZM111 254V253H110Z\"/></svg>",
	"mask_w": 264,
	"mask_h": 264
},
{
	"label": "trees",
	"instance_id": "obj_6",
	"mask_svg": "<svg viewBox=\"0 0 264 264\" xmlns=\"http://www.w3.org/2000/svg\"><path fill=\"white\" fill-rule=\"evenodd\" d=\"M16 201L10 191L0 183V264H5L12 255L13 237L17 227Z\"/></svg>",
	"mask_w": 264,
	"mask_h": 264
}]
</instances>
